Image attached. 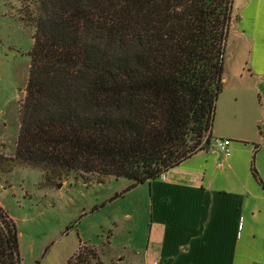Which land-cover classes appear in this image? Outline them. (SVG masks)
Here are the masks:
<instances>
[{
    "label": "trees",
    "instance_id": "1",
    "mask_svg": "<svg viewBox=\"0 0 264 264\" xmlns=\"http://www.w3.org/2000/svg\"><path fill=\"white\" fill-rule=\"evenodd\" d=\"M25 1L30 72L15 155H0V172L125 177L130 189L211 146L234 0ZM251 170L264 187L254 157ZM21 263L0 204V264ZM68 264L102 261L80 244Z\"/></svg>",
    "mask_w": 264,
    "mask_h": 264
},
{
    "label": "rangeland",
    "instance_id": "2",
    "mask_svg": "<svg viewBox=\"0 0 264 264\" xmlns=\"http://www.w3.org/2000/svg\"><path fill=\"white\" fill-rule=\"evenodd\" d=\"M27 4L0 0V155L6 157L14 156L17 147L34 44ZM237 4L234 0V15ZM236 43L231 36L226 46L232 54L224 65L229 80L242 66ZM232 96L239 94L223 85L216 101L217 128L225 117L240 115ZM255 106L253 115H261L264 106L258 95ZM260 126L261 121L252 122L254 130ZM95 177L90 175L89 185L76 171L61 180L47 179L43 171L25 166L0 172V204L16 223L21 264H68L80 244L95 248L102 264H141L152 224L150 184L128 189L132 181L125 177L108 176L102 183Z\"/></svg>",
    "mask_w": 264,
    "mask_h": 264
},
{
    "label": "crops",
    "instance_id": "3",
    "mask_svg": "<svg viewBox=\"0 0 264 264\" xmlns=\"http://www.w3.org/2000/svg\"><path fill=\"white\" fill-rule=\"evenodd\" d=\"M236 13L230 35L242 66L223 82L239 94L231 100L240 115L213 122L210 147L147 182L152 224L141 264H264V187L251 170L254 157L264 182V110L253 115L257 95L264 106V0H238ZM215 138L231 141L229 155Z\"/></svg>",
    "mask_w": 264,
    "mask_h": 264
},
{
    "label": "built area",
    "instance_id": "4",
    "mask_svg": "<svg viewBox=\"0 0 264 264\" xmlns=\"http://www.w3.org/2000/svg\"><path fill=\"white\" fill-rule=\"evenodd\" d=\"M215 144L218 145V147L226 154L229 155L230 154V143L231 141L229 139H218L215 138L214 139ZM160 177H162L163 179L165 178V174L162 173L160 175ZM158 264V263H155Z\"/></svg>",
    "mask_w": 264,
    "mask_h": 264
},
{
    "label": "water",
    "instance_id": "5",
    "mask_svg": "<svg viewBox=\"0 0 264 264\" xmlns=\"http://www.w3.org/2000/svg\"><path fill=\"white\" fill-rule=\"evenodd\" d=\"M62 185L60 184L59 187H61Z\"/></svg>",
    "mask_w": 264,
    "mask_h": 264
}]
</instances>
